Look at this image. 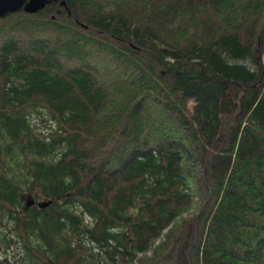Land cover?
<instances>
[{
	"label": "trees",
	"instance_id": "16d2710c",
	"mask_svg": "<svg viewBox=\"0 0 264 264\" xmlns=\"http://www.w3.org/2000/svg\"><path fill=\"white\" fill-rule=\"evenodd\" d=\"M59 1L0 17V264H264V0Z\"/></svg>",
	"mask_w": 264,
	"mask_h": 264
},
{
	"label": "water",
	"instance_id": "95a60500",
	"mask_svg": "<svg viewBox=\"0 0 264 264\" xmlns=\"http://www.w3.org/2000/svg\"><path fill=\"white\" fill-rule=\"evenodd\" d=\"M52 1L56 0H0V17L21 9L27 13H34ZM59 4L62 5L63 0H60ZM23 199L25 207H28L33 203V199L29 194L24 195ZM42 204L46 205L48 204V201L43 202Z\"/></svg>",
	"mask_w": 264,
	"mask_h": 264
},
{
	"label": "rangeland",
	"instance_id": "374dc122",
	"mask_svg": "<svg viewBox=\"0 0 264 264\" xmlns=\"http://www.w3.org/2000/svg\"><path fill=\"white\" fill-rule=\"evenodd\" d=\"M196 204L194 203L188 210L187 214H193L195 212Z\"/></svg>",
	"mask_w": 264,
	"mask_h": 264
},
{
	"label": "bare ground",
	"instance_id": "6f19581e",
	"mask_svg": "<svg viewBox=\"0 0 264 264\" xmlns=\"http://www.w3.org/2000/svg\"><path fill=\"white\" fill-rule=\"evenodd\" d=\"M46 5H47V4H46ZM46 5H45V6H46Z\"/></svg>",
	"mask_w": 264,
	"mask_h": 264
}]
</instances>
